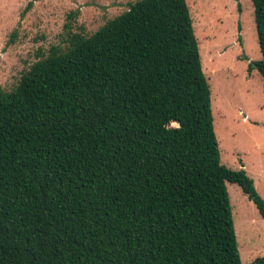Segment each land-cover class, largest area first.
Returning <instances> with one entry per match:
<instances>
[{"label": "trees", "instance_id": "obj_1", "mask_svg": "<svg viewBox=\"0 0 264 264\" xmlns=\"http://www.w3.org/2000/svg\"><path fill=\"white\" fill-rule=\"evenodd\" d=\"M68 35L0 87V264H243L228 182L264 198L222 161L188 1Z\"/></svg>", "mask_w": 264, "mask_h": 264}, {"label": "rangeland", "instance_id": "obj_2", "mask_svg": "<svg viewBox=\"0 0 264 264\" xmlns=\"http://www.w3.org/2000/svg\"><path fill=\"white\" fill-rule=\"evenodd\" d=\"M136 0H0V87L11 90L31 64L68 32L90 35ZM212 90L224 164L244 167L264 198V78L252 0H187ZM240 4V5H239ZM243 264L264 255V217L238 183L228 182Z\"/></svg>", "mask_w": 264, "mask_h": 264}]
</instances>
